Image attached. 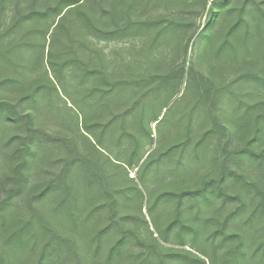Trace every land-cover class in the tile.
Listing matches in <instances>:
<instances>
[{"label":"trees","instance_id":"16d2710c","mask_svg":"<svg viewBox=\"0 0 264 264\" xmlns=\"http://www.w3.org/2000/svg\"><path fill=\"white\" fill-rule=\"evenodd\" d=\"M9 164L0 264H264V0H0Z\"/></svg>","mask_w":264,"mask_h":264},{"label":"rangeland","instance_id":"374dc122","mask_svg":"<svg viewBox=\"0 0 264 264\" xmlns=\"http://www.w3.org/2000/svg\"><path fill=\"white\" fill-rule=\"evenodd\" d=\"M206 14L203 17H201L198 21V23L200 25L204 24L205 20H206ZM51 130H58V128L56 126H54L53 124H48L47 125ZM136 171H131L130 176H136ZM13 175H14V166L13 165H7L2 171H0V198L3 196V192H4V188L10 186L13 183ZM143 212L146 214V216L149 219V224L151 229L154 230L155 232V236L158 238V234L156 232L155 227L153 226L152 222L150 221V218L148 216L147 211L143 210ZM170 218V210L166 211L164 214L161 215V226H164L168 223V220ZM216 228V225H212L210 230L208 229L207 231H204L203 233V237H206L209 235V233L214 230ZM163 244L166 247H171V248H182V249H186L188 251H191L192 253H195L199 256H202L205 260H206V264H210V260L202 253V250H206V248L204 246H201L200 244L195 245L196 247L193 246L192 242H188L186 245H179L177 244L175 241L172 243H164ZM208 250V249H207Z\"/></svg>","mask_w":264,"mask_h":264}]
</instances>
